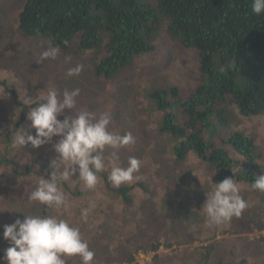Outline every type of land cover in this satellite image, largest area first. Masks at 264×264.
<instances>
[{
  "label": "rangeland",
  "instance_id": "374dc122",
  "mask_svg": "<svg viewBox=\"0 0 264 264\" xmlns=\"http://www.w3.org/2000/svg\"><path fill=\"white\" fill-rule=\"evenodd\" d=\"M25 1L0 0V81L7 85L4 97L0 91V128L14 126L19 118L21 106L25 107L23 113L27 117L30 108L40 100L43 102L50 86H54L59 93L65 89L71 91L78 88L80 94L76 98V108L65 110L58 119L63 120L81 108H86L97 117L109 112L112 117L108 126L110 132L120 135L131 132L135 137V144L118 151L119 163L123 167L128 166L129 157L141 161L140 170L134 174L138 179L128 183L138 185L132 188L134 197L141 202L143 199L148 200L151 210L160 204V209L170 211L168 216L170 220L166 228L157 232V237L161 236V239L157 238L161 243L159 250L152 253H137L135 264H218L220 261H223V264H264V229L250 231L240 225L242 218H245L246 224H249V221L264 222L263 196L250 189L249 185L237 182L240 195L247 201V208L240 216L233 217L227 223L210 226L202 206L206 200L205 194L214 188L212 183H219L215 179L213 167L199 160L195 154H187L183 160L179 155L181 139L161 132L164 112L161 111L159 103L164 99L159 92L167 93L165 99L172 101V95L176 93L171 89L175 88L181 98H188L197 85L203 82L198 72L196 49L193 47L186 49L179 40H172L167 32L168 20L163 19L151 39L152 51L133 57L131 63L118 70L110 80L96 81L93 78L91 61L92 64L98 62L102 49L81 53L75 57L58 53L55 60L48 59L36 63L46 49L47 41L26 37L18 30L16 18ZM138 1L156 6L155 0ZM76 65H83L80 74L66 77L67 70ZM155 93L156 96L153 95ZM28 97L32 98L33 102L24 104V98ZM228 98L229 96L226 103L224 102L226 111L224 117H217L216 113L211 115L208 118L210 127L203 131V136L208 140L217 132L220 139L227 140L230 131L253 136L261 174L264 172V115L244 117L239 114L234 104L228 103ZM171 113L174 116V124L178 127L183 126L186 116L179 101ZM222 119L229 125H223ZM30 124L29 120L23 124L25 127L28 126L25 132L34 135L35 130ZM58 139L59 137H54L50 143L37 149L26 145L16 150L24 156L22 162L24 160L26 163L34 159V154L50 155L52 160L57 159L53 145ZM216 145L230 154L233 167L241 172L246 160L236 156L232 144L217 141ZM3 147L0 133V149ZM112 151L113 149L108 147L104 150L103 155L106 158V168L102 172L104 174L110 171L107 158ZM46 166L44 162L43 172H51L52 169L49 166L46 169ZM11 172L8 169L5 174H0V246L7 248L10 244L3 238V228L16 219L23 220V215L31 214L25 210V206L27 209L28 197L33 191L30 185L20 178H15ZM81 181L78 175L71 177L67 181L70 190H74L75 185ZM65 198L68 206H72L67 211H62L71 218V225L78 227L79 220L72 221L75 218L79 219L75 201L72 202L67 196ZM165 198L167 200L162 202ZM102 208L104 211L88 209L87 217L93 221L92 225L89 227L83 225L80 230L84 240L85 234L91 236L89 248L94 253L97 250L93 248L92 241L100 242L99 239H94V233L99 235L102 230H93V224L96 223V228L103 227L104 222L99 215L106 214L109 217L113 216L114 212L112 208L105 206ZM123 212L127 217L134 214L136 209L130 207L127 212ZM176 215L182 218L179 219ZM138 218L131 217L134 221ZM121 238L124 239L122 236ZM206 246L212 248L201 251L200 248ZM104 252L107 253V250ZM156 255L160 258L154 262ZM98 256L99 253L94 256L91 264H106V257L100 261L97 259ZM65 259L66 264H82L78 256ZM109 264L117 263L112 261Z\"/></svg>",
  "mask_w": 264,
  "mask_h": 264
},
{
  "label": "trees",
  "instance_id": "16d2710c",
  "mask_svg": "<svg viewBox=\"0 0 264 264\" xmlns=\"http://www.w3.org/2000/svg\"><path fill=\"white\" fill-rule=\"evenodd\" d=\"M155 1L154 7L138 0H26L16 18L17 28L26 37L46 41L53 38L54 44L60 49L59 53L67 56L75 57L102 49L98 62L92 64L91 61L93 78L96 81H108L118 70L129 65L133 57L152 51L151 39L162 20L167 19L169 37L179 40L186 49H196L198 72L204 83H199L188 98H181L175 88L171 89L176 93L171 94L172 101L165 99L167 93L159 92L164 99L159 103L164 112L161 132L181 139L179 155L183 160L185 155L195 154L199 160L211 165L217 182L233 177L236 182L249 185L252 189L255 176L260 174L253 136L230 131L229 138L222 140L216 132L206 140L203 131L210 127L208 118L211 115L216 113L217 117H224L227 96V102L234 104L242 116L253 118L264 115V15L252 13V0ZM64 41L68 44L65 45ZM0 85L4 97L7 85L3 81H0ZM153 95L156 96V93ZM177 101L186 116L180 127L174 124L171 113ZM23 108L21 106L19 109L20 115L13 127L0 128L4 144L0 149V174H5L9 169L15 178H20L35 190L42 177L49 178L50 172H43L45 168L42 167L45 162L47 169L52 159L50 155L34 154V159L29 163L22 162L24 156L16 150L18 147L13 145V140L17 130L25 131L28 128L23 126L27 122ZM221 123L229 125L223 119ZM217 138L218 142L231 143L236 156L246 160L241 172L233 167L230 154L218 148ZM17 156L18 159H15ZM99 175L100 181L91 189L81 181L74 190H70L67 181L58 179V188L66 194L64 196L75 201L79 219L72 221L79 220L80 230L83 225L89 227L93 222L88 219L89 214L82 216L83 209L104 211L102 207L105 206L114 211L113 216L99 215L104 222L103 227L96 228V223L93 224V230H102L99 235L94 233V239L100 242L92 241L93 248L97 250L95 256L99 253L97 259L101 261L106 257V264L112 261L117 264H135L137 253L157 252L161 246L157 241L161 236L157 237V232L166 228L170 211L160 209V204L151 210L148 200L143 199L141 202L135 198L132 188L137 187V184L125 183L115 187L108 180V173ZM253 191L264 199V192ZM27 206L25 210L30 215L55 216L67 220L71 225V218L62 210L67 211L72 205L66 203V206L56 208L29 200ZM130 207L136 212L125 217L123 211L127 212ZM134 216H138V220L131 219ZM244 220L242 218L240 225L247 230L264 229L262 220L255 223L249 221V224ZM115 233L121 234L124 239ZM89 236L85 234L84 237L88 244L92 240ZM211 248L206 246L200 249L205 251ZM6 249L7 246H0V264H6ZM155 258L154 262H157L160 256L156 255ZM218 264H223V261Z\"/></svg>",
  "mask_w": 264,
  "mask_h": 264
},
{
  "label": "clouds",
  "instance_id": "9594fccd",
  "mask_svg": "<svg viewBox=\"0 0 264 264\" xmlns=\"http://www.w3.org/2000/svg\"><path fill=\"white\" fill-rule=\"evenodd\" d=\"M251 11L257 16L264 15V0H252ZM64 44L67 45L68 42L64 41ZM59 51L53 38H48L47 47L36 63L55 60ZM82 70L83 65H76L69 68L65 75L78 76ZM79 94L78 88L71 91L65 89L59 93L54 86H50L43 102L30 108L26 117L35 134L19 129L14 135L15 147L30 145L33 149L59 137L53 145L58 158L50 161L52 171L49 178L42 177L38 186L30 193L28 199L32 202L56 208L66 206V198L58 188V179L68 181L78 175L85 187L94 188L101 179L99 174L106 168V158L103 155L106 147L113 149L107 158L110 166L107 178L112 185L119 187L138 179L134 174L140 170L141 161L129 157L128 166L123 167L118 156L119 149L135 144V137L131 132L124 135L110 132L108 126L112 117L109 112L97 117L86 108H81L63 120L58 119L65 110L76 108ZM32 102L30 97L23 100L24 104ZM212 184L214 188L205 194L206 200L202 206L208 224L220 225L240 216L248 205L240 195L233 177ZM251 188L264 192V172L255 176ZM88 212V209H83L82 216L86 217ZM3 238L10 244L4 254L6 264H66V257L77 256L82 264H91L95 256L83 239L80 229L55 216L23 215V220L16 219L12 224L4 226Z\"/></svg>",
  "mask_w": 264,
  "mask_h": 264
},
{
  "label": "bare ground",
  "instance_id": "6f19581e",
  "mask_svg": "<svg viewBox=\"0 0 264 264\" xmlns=\"http://www.w3.org/2000/svg\"><path fill=\"white\" fill-rule=\"evenodd\" d=\"M161 244V243H160Z\"/></svg>",
  "mask_w": 264,
  "mask_h": 264
}]
</instances>
